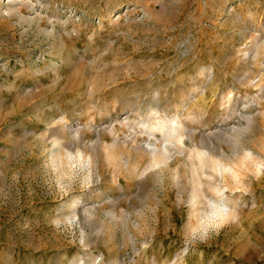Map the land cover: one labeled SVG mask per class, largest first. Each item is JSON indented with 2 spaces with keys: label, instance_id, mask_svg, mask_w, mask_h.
<instances>
[{
  "label": "rangeland",
  "instance_id": "374dc122",
  "mask_svg": "<svg viewBox=\"0 0 264 264\" xmlns=\"http://www.w3.org/2000/svg\"><path fill=\"white\" fill-rule=\"evenodd\" d=\"M261 42L264 0H0V264H264Z\"/></svg>",
  "mask_w": 264,
  "mask_h": 264
},
{
  "label": "bare ground",
  "instance_id": "6f19581e",
  "mask_svg": "<svg viewBox=\"0 0 264 264\" xmlns=\"http://www.w3.org/2000/svg\"><path fill=\"white\" fill-rule=\"evenodd\" d=\"M264 48L263 43H257L256 44V50L254 53L253 57H257L259 52ZM263 51V50H262ZM148 129L150 131H158L160 134H162V141L167 142V141H173L175 140L178 144H183L182 139L183 136L180 132L181 127L180 123L176 119H168V120H163L159 118H154L153 122L151 121V124L149 125ZM148 130V131H149ZM150 155H151V160L148 168H154V166H159L160 165H167V159L168 156L166 154V148L165 147H156L155 149L150 150ZM246 156H249L248 153H246ZM213 213L216 214L218 218H223L227 213H225L224 209L220 207H214L213 208Z\"/></svg>",
  "mask_w": 264,
  "mask_h": 264
}]
</instances>
